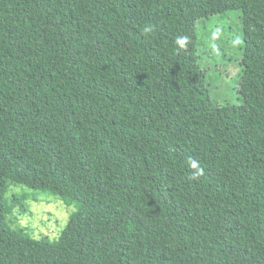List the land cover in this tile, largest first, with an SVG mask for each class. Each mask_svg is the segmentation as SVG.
<instances>
[{
	"label": "trees",
	"instance_id": "16d2710c",
	"mask_svg": "<svg viewBox=\"0 0 264 264\" xmlns=\"http://www.w3.org/2000/svg\"><path fill=\"white\" fill-rule=\"evenodd\" d=\"M229 13L237 103L199 63ZM18 185L76 205L56 239ZM0 264H264V0H0Z\"/></svg>",
	"mask_w": 264,
	"mask_h": 264
},
{
	"label": "rangeland",
	"instance_id": "374dc122",
	"mask_svg": "<svg viewBox=\"0 0 264 264\" xmlns=\"http://www.w3.org/2000/svg\"><path fill=\"white\" fill-rule=\"evenodd\" d=\"M228 16L233 28L232 37L236 41L234 42L224 31H208L209 33L203 37L204 52L199 63L202 69H206V78L212 95L220 102L237 103L240 101V94L237 91L240 59L237 43L240 30L235 15L229 13ZM226 18L223 17L222 21ZM224 23L227 24V21ZM22 193L28 195L11 210L12 217L7 215L8 224L13 228L22 227L34 237L56 239L65 227L69 215L76 209V205L64 203L57 195L36 193L33 188L25 185L10 187L6 197L9 199L12 194Z\"/></svg>",
	"mask_w": 264,
	"mask_h": 264
},
{
	"label": "clouds",
	"instance_id": "9594fccd",
	"mask_svg": "<svg viewBox=\"0 0 264 264\" xmlns=\"http://www.w3.org/2000/svg\"><path fill=\"white\" fill-rule=\"evenodd\" d=\"M177 43L180 44L181 46H183L184 45V39L183 38L179 39L177 41ZM191 166L193 168H197V163L195 161H193L192 164H191ZM202 174H203V169H198V171L193 174L192 178L195 179V178L199 177Z\"/></svg>",
	"mask_w": 264,
	"mask_h": 264
}]
</instances>
